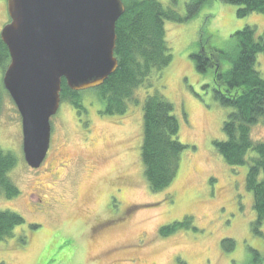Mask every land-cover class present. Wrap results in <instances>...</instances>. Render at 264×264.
<instances>
[{"label":"rangeland","instance_id":"obj_1","mask_svg":"<svg viewBox=\"0 0 264 264\" xmlns=\"http://www.w3.org/2000/svg\"><path fill=\"white\" fill-rule=\"evenodd\" d=\"M185 14L188 0H158ZM238 6L210 0L187 22L166 21L173 60L161 73L163 94L176 107L181 155L174 183L152 192L141 162L144 88L123 115L103 113L97 92L81 97L79 113L63 99L51 119V147L40 168L23 154L22 117L11 94L4 92L0 144L18 158L10 178L21 194H0V210L23 216L25 223L0 241L5 264H262L264 222L246 187L248 166L233 167L215 140H224V120L231 108L215 98L213 68L197 69L192 54L232 52V38L245 26L264 31V14L239 17ZM10 21L7 0H0V32ZM205 48V49H204ZM216 53V52H215ZM226 71L231 62L216 59ZM255 69L264 79V54ZM5 72L0 71V81ZM153 89V88H152ZM134 98V99H135ZM264 141V125L252 128ZM42 201V202H40ZM193 217L191 225L161 236L165 224ZM233 240L223 243V240ZM259 255H258V253Z\"/></svg>","mask_w":264,"mask_h":264},{"label":"trees","instance_id":"obj_2","mask_svg":"<svg viewBox=\"0 0 264 264\" xmlns=\"http://www.w3.org/2000/svg\"><path fill=\"white\" fill-rule=\"evenodd\" d=\"M122 1L126 9L116 24L118 36L115 56L118 58V69L103 85L92 90L97 92L103 103V113L111 115L125 114L129 104L137 99V89L146 90L142 100L141 162L146 183L152 192H159L174 183L181 155L188 147L179 139L181 129L179 118L175 115L176 107L163 94L162 83L159 81L162 71L173 60L171 45L167 39L166 21L187 22L197 16L210 0H188L185 14L158 0ZM172 1L174 4L178 2ZM221 1L238 6L239 17L251 12L264 14V0ZM231 38V53L221 49L214 50L211 54L197 52L192 57L200 72L213 68V95L221 105L231 108L222 126L225 139L215 140L213 144L229 165L248 166L246 187L253 193L257 213L254 228L262 235L263 232L258 231V228L264 222V141L253 138L252 128L257 122L264 125V79L255 69L258 54H264V31L258 35L255 26H245L231 35ZM217 58L231 62L232 66L220 72ZM9 61L10 51L0 38V71L6 70ZM6 91L0 81V113ZM62 91V100H69L80 114L85 112L81 101L85 91H72L65 79ZM136 103H139V98ZM17 162L15 154L5 150L0 144V194L7 199L21 194L19 186L10 178ZM192 218L186 216L181 222L165 224L159 232L166 237L179 228L189 227ZM24 223L23 216L18 212L0 210V241L11 237L16 226ZM224 242L230 243L233 240L225 239ZM180 264L185 263L181 261Z\"/></svg>","mask_w":264,"mask_h":264},{"label":"water","instance_id":"obj_3","mask_svg":"<svg viewBox=\"0 0 264 264\" xmlns=\"http://www.w3.org/2000/svg\"><path fill=\"white\" fill-rule=\"evenodd\" d=\"M0 38L10 51L2 83L22 117L27 164L39 168L51 147V119L63 79L73 91L95 89L118 69L122 0H7Z\"/></svg>","mask_w":264,"mask_h":264},{"label":"flooded vegetation","instance_id":"obj_4","mask_svg":"<svg viewBox=\"0 0 264 264\" xmlns=\"http://www.w3.org/2000/svg\"><path fill=\"white\" fill-rule=\"evenodd\" d=\"M40 168V167H39ZM40 202H42V201H40Z\"/></svg>","mask_w":264,"mask_h":264}]
</instances>
